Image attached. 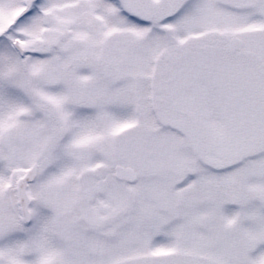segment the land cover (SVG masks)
Returning a JSON list of instances; mask_svg holds the SVG:
<instances>
[{
  "label": "snow or ice",
  "instance_id": "snow-or-ice-1",
  "mask_svg": "<svg viewBox=\"0 0 264 264\" xmlns=\"http://www.w3.org/2000/svg\"><path fill=\"white\" fill-rule=\"evenodd\" d=\"M0 264H264V0H0Z\"/></svg>",
  "mask_w": 264,
  "mask_h": 264
}]
</instances>
